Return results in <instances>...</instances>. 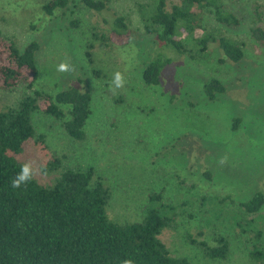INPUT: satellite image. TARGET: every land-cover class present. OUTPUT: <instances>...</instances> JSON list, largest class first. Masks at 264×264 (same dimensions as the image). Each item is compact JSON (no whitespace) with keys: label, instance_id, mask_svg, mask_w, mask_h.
<instances>
[{"label":"rangeland","instance_id":"rangeland-1","mask_svg":"<svg viewBox=\"0 0 264 264\" xmlns=\"http://www.w3.org/2000/svg\"><path fill=\"white\" fill-rule=\"evenodd\" d=\"M46 1L0 0V33L19 49L31 40L38 42L34 54L38 74L32 89L54 94L75 87L90 93V114L81 141L67 136L61 127L68 106H63L65 117L60 120L33 113L34 130L44 135L47 150L62 165L94 168L111 190L105 212L115 222L139 221L150 192L162 190L165 202L175 196L193 199L192 216L179 217L175 229H162L157 236L170 256L194 264H264L247 256L237 229L205 225L198 205L201 195L228 196L224 207L248 217L238 202L256 190L264 195V36L251 33L257 27L264 32L257 17L264 10V0H222L224 8L238 18L237 26L219 24L203 13V28L215 35L206 45L205 58L157 47L155 36L145 33L138 10L148 0H106L100 12L79 0H67L51 15L41 11ZM178 2L166 0V8ZM116 15L125 18L128 42L117 46L95 39L93 34L107 35L109 20ZM217 34L241 44L237 62L223 57ZM156 56L170 62L162 68L159 83L148 86L141 80V71ZM61 62L71 70L57 71ZM116 72L123 75V87L112 83ZM211 78L224 87L215 101L202 92L203 82ZM26 91L30 92L24 85L0 89V110L14 106ZM235 117L239 121L232 129ZM31 163L35 177L46 182L48 176ZM259 212L264 215V204ZM215 232L229 241L224 260L205 258L184 239L189 234L211 244Z\"/></svg>","mask_w":264,"mask_h":264},{"label":"trees","instance_id":"trees-1","mask_svg":"<svg viewBox=\"0 0 264 264\" xmlns=\"http://www.w3.org/2000/svg\"><path fill=\"white\" fill-rule=\"evenodd\" d=\"M165 1L148 0L138 6L143 29L155 36L157 47H170L189 58H205L207 43L215 40L214 33L202 26L203 13L225 26L239 23L238 18L224 8L222 0H179L169 9ZM79 2L95 12L106 8V0ZM66 3L67 0H48L40 8L44 14L51 15ZM257 17L264 24V10ZM71 25L75 26L76 21ZM108 25L106 36L93 34V37L117 46L125 45L129 39L125 18L113 16ZM251 33L257 38L264 36L258 27L252 28ZM216 41L224 58L232 62L241 58L240 43L221 34H217ZM38 48V42L31 40L19 49L11 38L0 33V89L11 91L24 85L30 90L21 95L14 106L0 110V264H123L126 259L133 260L134 264H194L185 257L170 256L157 237L162 229H175L179 217L192 216L193 199L175 196L172 202H165L162 190L150 192L139 221L115 222L105 212L111 190L94 168L62 165L59 157L47 150L44 135L34 130L33 113L60 120L65 117L63 106H68V117L60 122L61 127L67 136L81 141L90 114L91 96L75 87L54 94L32 89L38 74L34 63ZM86 56L89 58V53ZM169 62V58L163 56L149 60L141 71L143 83L156 86L162 68ZM223 91V85L215 78L202 84L207 100H217ZM238 121L237 117L232 119V129ZM28 161L35 162L38 171L48 176V180L41 182L34 176L20 188L13 189L12 179ZM203 174L210 176L208 171ZM227 199L228 196L199 197L204 224L237 229V233L243 235L247 256L254 262H264V215L259 212L264 204L263 193L256 190L249 198L238 202L250 217L225 208L223 202ZM197 236H201V232ZM184 239L205 258H227L229 241L219 232L212 235L211 244L189 234H185Z\"/></svg>","mask_w":264,"mask_h":264},{"label":"clouds","instance_id":"clouds-1","mask_svg":"<svg viewBox=\"0 0 264 264\" xmlns=\"http://www.w3.org/2000/svg\"><path fill=\"white\" fill-rule=\"evenodd\" d=\"M70 65L67 62H61L57 66V71L60 72H67L70 71ZM124 78L120 72H116L113 78L112 83L115 85L116 88L123 87L124 85ZM36 174V170L33 168L32 163H25L21 167V171L16 175L14 179L11 181V186L13 189H18L21 187L22 184H26L30 180L34 178ZM123 264H134V261L131 259H126L123 261Z\"/></svg>","mask_w":264,"mask_h":264}]
</instances>
